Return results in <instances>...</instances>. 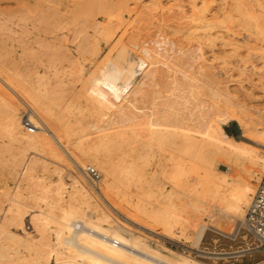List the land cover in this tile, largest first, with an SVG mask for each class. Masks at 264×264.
Returning a JSON list of instances; mask_svg holds the SVG:
<instances>
[{
    "label": "bare ground",
    "instance_id": "1",
    "mask_svg": "<svg viewBox=\"0 0 264 264\" xmlns=\"http://www.w3.org/2000/svg\"><path fill=\"white\" fill-rule=\"evenodd\" d=\"M233 1V6L236 8L237 14H239L238 16L243 20L245 27L243 30H246L250 36L251 34H259L263 35L262 37L264 38V23L261 20L264 15H262V12L261 16L258 10L254 8L251 0ZM95 3L92 5L93 7H95ZM99 3L100 1L97 6L100 5ZM157 4L159 11L161 8L164 9L162 6H165V4L161 6L159 1ZM173 4L180 7V10L183 9V11H187L186 13H188L185 15L182 11V17H187V20L179 21L178 29L174 27L177 32L179 30L183 31L182 34L186 37H184V40H181L183 37L180 36L177 38H169L170 35L166 36L165 34H161L167 28L169 29L171 27L170 25L166 29H160V27V30H152L153 27L147 24L145 25L143 22L144 26H142L143 24H140V21L143 20V17H140L141 11V13L136 12V16L134 14L132 18H128V21L125 20L126 22H123L119 9L121 5L119 8V5L115 6L117 10H114L115 7H111L113 9L110 8V10L107 8L108 10L106 11L105 6L103 7L104 4H101L105 9L102 8L105 14L103 17L104 22L101 21L102 24H100L101 22L94 21L95 23H93L89 19L93 23L92 26L95 32L101 35L105 42L109 43V47L107 46L108 49L99 57L100 59L96 62L94 68L87 72L86 70L83 71L85 68L82 70L80 64L75 60L76 57L73 59V56H71L72 59H70L72 61H70V65L66 61L69 69L72 68L73 76H75L71 82L65 78L66 76L57 75L58 69L55 68L52 77L46 76V72H44L45 74L34 72L35 76L33 80L29 78L26 80L22 76L27 71L25 73L22 72L20 69L21 66L19 68L17 67L18 69L16 68V70L19 72L20 69L23 73H21L22 75H18L16 70L15 72L13 71L14 73H10L9 70L12 67L7 70L9 72L0 68V107L5 114V116L1 115L0 117H5V121L4 117L1 118V121H4L3 129L10 137L9 140H16L18 148L19 146L25 147V149L28 148L33 152L51 157L54 161L56 159L60 162H66L67 167H70L74 171V176H71L72 181L69 182L70 189L68 191V198L66 199L67 203L63 200L65 184L61 177L54 184H45L41 182L42 178L40 181L36 179L37 181L34 182L33 178H36V175L31 180L34 183L31 189L38 188L42 195L41 198L49 199L48 211L44 212V210L36 209L35 211L37 213L35 212L36 215L34 213V219L41 228H45L48 223H52L55 227V229L53 228L55 231L53 235H55V238L60 243H63V246L61 244L59 245V242L56 243L59 247L54 249L55 246L53 248L50 247L47 241L42 242L44 248L40 249L42 251L45 249L43 259L41 257V260L45 261L42 263L211 264L193 256H190L189 259H187L188 257L172 259L164 256L160 252L146 246L144 244L145 242H142L138 235H134L132 230V227H134L133 224L151 229L170 238L180 240L186 237L188 238V240L186 239L188 243L187 247L194 248L198 252L210 256L220 252L199 248L205 229L212 227L223 233L232 232V225L229 224L230 220L228 217L244 218L246 213L244 207L247 204L246 208L249 206L264 170V133H260V131L256 132L258 130L255 127L256 124L254 125L253 122H248L249 120L244 122L235 120L238 128L243 130V134L246 132V135L243 137L249 142L239 143V141L234 142L227 138L226 134H228V131L222 121L226 115L224 110L226 107L228 108L226 105L229 99L228 96L231 95V98L234 97L230 94L232 90L230 91V88L228 89L229 85H216L218 77L215 78L216 80L213 79L214 77L207 70L208 65L204 66L206 69L196 68L197 70H195L194 59L190 57L192 55L190 53V47L193 40L201 41L205 39V41H209V45H212L213 41L218 38L220 44L225 45V40L228 39L230 46L233 45L232 48L236 51L239 44L236 46L234 41L238 36L235 38L233 35L235 33L230 30L231 20L224 18L230 24L228 22L226 24V21L225 24H222L224 22L222 18L225 16H221L219 13L222 18L218 15L216 16L222 22L218 24V19L216 22L217 17L211 13V4H209L208 0H186L185 3L182 0H173ZM114 5L116 4L114 3L112 6ZM216 6L218 5L216 4ZM216 6L215 11L217 9ZM222 6L224 7V5ZM87 7L90 10L91 5ZM261 8L263 7L261 6ZM23 10L25 9L23 8ZM224 10L225 8H223V14L228 9ZM36 13L38 14L39 12ZM23 16H26L25 13ZM87 16L91 17V14L89 15L88 13ZM77 18L76 20L78 21L84 17ZM72 20L70 19V21ZM158 20L162 23V19ZM164 20L166 18H163V23L166 22ZM85 21L83 22L85 23ZM148 22L152 26L153 21L151 22L150 19ZM30 24L32 23L30 22ZM75 25L77 24L75 23ZM86 25H88V22ZM228 25H230V28ZM83 26L85 27V25ZM236 26L241 27V25ZM72 27L74 28L73 24ZM89 28H91V24ZM170 30L175 33L173 27L169 29V33ZM86 33H88L87 30ZM84 36L83 44H80L83 38L78 39L80 46L78 48L80 51L77 52L82 55L81 57L84 56V58L88 57L90 59L91 57L87 56L89 52L87 53L86 48L84 49L83 47L85 46L88 49L86 45L91 43L90 48L92 52L93 50L97 52L99 47L96 45L95 35L93 33L92 35L90 33L89 36ZM244 37L246 38V35ZM260 40L259 42L261 43L264 41L262 39ZM196 43L199 42L195 41L194 44ZM58 45L57 47H59ZM75 47L77 46L75 45ZM63 50H61V53L65 52ZM85 52L87 53L86 55ZM201 54L203 55L202 52ZM62 55L65 58L64 54L59 56L62 57ZM68 56L69 54H67ZM189 59H192V61H189ZM57 60L59 59L57 58ZM204 60L205 58H203V62ZM62 62H60V65ZM49 63L46 64V67L50 65ZM58 64L55 65L57 66ZM4 65L2 63V66ZM53 65L51 66L53 67ZM204 65L206 64L204 63ZM24 68L28 69L27 67ZM64 73L66 72L62 71L61 74ZM221 83V85H224L223 82ZM22 107H24L25 111H23ZM24 118H27L36 129L32 132L23 130L22 121ZM86 128L91 129L89 133L87 132L88 134L91 133V136L88 138L82 135L85 132L81 134L83 130H87ZM88 134L86 135L88 136ZM164 147L168 148H166L167 151ZM18 148H16V151ZM155 149L161 152L158 173L162 175L170 173L171 181L167 185L165 183L159 184L155 182L157 178L155 173L157 170L151 172L142 163L139 164L144 160H148V156L154 154L151 152H154L153 150ZM118 150L120 156L117 155V157L119 159L113 156V153ZM19 153L22 154L23 151ZM120 153L123 155L121 156ZM17 155L19 154L17 153ZM20 157L22 158V156ZM33 159L31 161L28 159L30 162L26 165L23 163L22 167L24 176L26 175L29 180L32 177V170L36 167V164H39ZM167 160L171 164V166H167L169 168L168 171L164 168L166 167L164 164H166ZM16 161L17 159H15V163H17ZM41 162L42 170L48 173L49 168L44 164L45 161L42 160ZM89 163L97 165L98 169L101 170L102 176L96 191L100 203H105L109 207L108 209H111L109 211L121 217L123 219L122 221H127L128 226L131 228L124 226L126 223L124 225L119 223L110 212H104L102 209L99 210L96 204L92 206L93 211L90 214L84 212L83 207L84 205H89V197L94 192L89 190L90 186L88 187L85 182L86 179L84 180V176L82 175V173L84 174L83 169L87 165H91ZM11 164L13 163L11 162ZM15 165L13 164L12 166ZM219 165H224L226 169L223 171L218 170ZM12 170L10 171L12 172ZM22 171L21 173H23ZM59 171L56 172L59 173ZM25 187L27 186L25 185ZM152 190L158 192V198L155 197V201H152L153 199H148L147 201L144 196ZM18 196L15 193V196L11 197L13 204H10L13 206L9 205L11 207L9 209L10 218L19 220L20 222L24 216L21 205L25 202L23 203ZM98 202L97 204H99ZM27 205L26 203L23 206L25 207ZM204 216L208 218L205 219ZM31 220H33L32 216ZM1 224L0 261L6 262L10 259L11 252H9L3 242L6 231ZM20 226L22 225L20 224ZM236 229L234 227L233 231H236ZM103 235L109 239H116L118 243L113 244L111 240L104 238ZM18 242H21V240ZM249 249L251 248L240 249L237 252L242 254L243 251ZM14 250L17 251L16 249ZM29 255L31 256V253ZM37 256L31 258V261L40 264L41 262H38L40 259ZM23 257L25 260V255ZM23 257L21 258L23 259ZM28 258L30 259L29 256ZM23 262L21 261V264ZM253 264H264V259Z\"/></svg>",
    "mask_w": 264,
    "mask_h": 264
},
{
    "label": "rangeland",
    "instance_id": "2",
    "mask_svg": "<svg viewBox=\"0 0 264 264\" xmlns=\"http://www.w3.org/2000/svg\"><path fill=\"white\" fill-rule=\"evenodd\" d=\"M92 1H94V0H91V3H92L91 4L90 0H20V1H18V0H0V56H2V57H0V59L3 58L2 60H0V68L7 71L8 69H10L12 67L9 70L10 73H14L16 68L17 67L19 68L20 66H21L20 67L21 71L24 73L26 71L28 72V70L30 72L33 68H35L32 70L33 73H32V71L30 73L28 72V74L26 72V74H24V75H22L23 73L20 71V69H19V72H18V70H16V72H18L17 74L22 75L26 80H28L27 78L33 80L34 76H35L34 72H40L42 74H45L44 72H46V74H45L46 76L52 77V73H53L54 68H55V69H58L57 75L64 76V77L66 76L65 78H67L71 82L72 79L75 78V76H73V74H72V68L69 69L68 66L70 65V61H72L71 56H73V59H74V57L77 58V59L75 58V60L80 64V67L82 68V70L85 68L83 71H85V70H86V72L91 71L92 68H94V65L96 64V62L100 59L99 57H101L103 55L102 53L108 49L107 46L109 43L105 42L104 39L102 38V36L99 35L97 32H95V30L92 26V24L95 22H101V21L104 22V20H103V17L105 16V14H104L105 9L103 8L104 6H105L106 11H107L111 7L114 8L115 6L119 5L118 6V8H119L121 5V7L119 9H120V14L122 15V21L123 22L128 21L129 17L132 18L134 14H135L134 16L137 15L136 12L139 13L141 11L142 13L140 12L141 13L140 17H143L142 18L143 20L140 21V24L142 25L144 23L145 25L146 24L150 25V27H153L152 30H160L162 28L166 29L167 26L169 27V25H170L171 27H169V29L173 27V30L175 31L174 27H177V29H178V22L179 21L187 20V17H185V18L182 17L183 14H185V15L188 14V13H186L187 11L185 12V11H183V9L180 10V7H178L174 4L172 5L173 0H158L159 3L161 4V6L164 4H165V6L166 5L168 6V8H167V6L166 7L162 6L164 9L161 8L160 11L158 9L159 6L157 4V2H158L157 0H154V1L153 0H149V1L148 0H136V1L135 0H122V2H121V0H102V1L99 0L100 1L99 6H97L98 2H99L98 0H95L94 2H92ZM155 1H156V3H154ZM208 1H209V4H211V6H210L211 13L215 14V16L218 15L220 18H222L221 16H225L222 18V20L224 18L231 20L230 21L231 24H230L227 20L224 19V22L222 24H225V21H226V24L228 22L231 25V28H230V25H228V26H229L230 30L235 33V34H233L234 37L236 38L238 36V38H236V40H235L236 42L234 41V43L236 46H237V44H239L240 46L238 45V47H237L238 49H236V51H234V49L232 48L233 45L230 46L228 39L225 40V42H226L225 45L220 44V41L218 40V38H216V39L214 38L215 40L213 39L214 41H213L212 45H209L210 44L209 41H205V39H202V40H204L203 42H201L202 40L201 41L193 40L192 45L190 47V53L192 54L190 57H193V59H194L195 70L206 69V67H204V66L208 65L207 70L210 72L211 76L214 77L213 79L216 80L215 78L218 77L217 78L218 80H216V85H220V86H228L229 85L228 89L230 88V91L231 90L233 91V92L231 91L230 94H232V96H234L233 98L235 101L232 100L233 98L230 97L231 95L228 96V98H229L228 101L230 100L229 101L230 103L228 101L226 102V105L228 106V108L226 107L224 110L226 115L224 116V119L222 121L224 124V127L228 131V134H226V136L229 140H232L234 142L235 141L236 142L239 141V143L249 142L245 137H243L244 135H246V132H245V134H243L244 133L243 130L238 128V126L235 123V120H238V121L241 120L240 122H244V121L249 120L248 122H253L254 125L256 124L255 127H257V129H258V130H256V132L260 131V133H264V128H263L264 127L263 126V123H264V45H263L264 43L263 42L264 41H262L263 44L261 42H259V41H261L260 39L264 40V38L262 37L263 35H259V34H257V35L251 34V36H250L247 34L246 30L245 31L243 30L245 28L244 23H243L242 18L240 16H238L239 14H237L235 6H233V4H234L233 0H232V2H231V0H226V1L225 0L224 1L223 0H219V1L218 0H215V1L214 0H208ZM95 2H97V3H95ZM108 2H109V5H108ZM182 2L185 3L186 0H182ZM251 2L253 3L254 8L258 10V13L261 15V12H262V15H264V12H263L264 11L263 10L264 0H251ZM94 3H95V5H94L95 7L92 6ZM114 3L116 5L112 6ZM85 4H86V6L89 5V7L91 5V7L95 8V9L90 7V10H89L88 7L86 8ZM101 4L102 5L104 4L103 7ZM127 4L129 5V8H128ZM216 4L218 6H216ZM230 4H232V5H230ZM222 5H224V7ZM229 5L231 6V8ZM96 6H97V8H96ZM215 6L217 7L216 11H215ZM261 6L263 8H261ZM149 7H150V9H149ZM221 7L225 8V10L228 9L227 10L228 12L226 11L223 14V8H221ZM23 8L25 10H23ZM113 8H111V9H113ZM218 8L220 9L219 11H218ZM74 9H76V10H74ZM87 9H88L89 15L91 14V17L87 16L88 15ZM96 9H98V10L100 9L99 10L100 12ZM115 9L117 10V7H115L114 10ZM135 9H137L138 11L137 10L135 11ZM78 10L82 11V12H79ZM84 10H86L85 11L86 13L83 12ZM91 10L94 14L93 16H92ZM101 10H102V12H101ZM72 11H73V13H72ZM77 11H78V13H77ZM182 11L184 12L183 14H182ZM212 11H215V12H212ZM8 12H9V14H8ZM13 12L15 15L13 14ZM36 12H39V13L37 14ZM164 12H165V15H164ZM24 13L27 17L23 16ZM219 13L221 14V16L219 15ZM85 14H87V15H85ZM168 15H169V17H168ZM231 15H233V16H231ZM234 15H235V18H234ZM42 16H44V17H42ZM74 16H76V17H74ZM218 16H216L217 17L216 22H217V19L220 21V18H218ZM157 17H160V18H157ZM76 18L77 19L83 18L82 20L83 21L86 20L88 22V25H86L87 24L86 21L84 23L81 19H79L78 20L79 22H78L76 20ZM89 18L92 20L93 23L90 22L91 20ZM93 18H94V20H93ZM163 18L164 19L166 18V20H164V21H166L165 23H163V21H162ZM168 18H169V20H168ZM262 18H261V20H263V23H264V16H262ZM61 19H63L62 22H60ZM70 19H73L72 21H75V22L70 21ZM88 19H89V21H88ZM150 19H151V22L153 21L152 26H151V23L148 22ZM158 19H160V20L162 19L161 22L163 23V25H161L162 23H160V21ZM233 19H235L236 21ZM48 20L51 21L52 23L49 22ZM35 21H37V22H35ZM219 21L217 22L218 24L222 22V21H220V22ZM233 21H235V22H233ZM30 22L32 24H30ZM102 22L100 24H102ZM75 23L77 25H75ZM232 23H233V25H232ZM234 23H235V25H234ZM72 24H73L74 28L77 27L75 30L72 27ZM78 24H79V26H78ZM90 24H91V28H89ZM144 24L142 26H144ZM153 24H155V25H153ZM172 24H175V25H172ZM83 25H85V27ZM236 25H241L242 28L240 26H236ZM80 26H82V27H80ZM41 29H42V31H41ZM167 29L165 31H163L164 33H161V34H165L166 36L170 35L169 38H177L180 36V37H183V38H181V40H184L185 36H184V34H182L183 33L182 30H179V32L175 31V33H176L175 34V33H173V31H171L172 29L170 30V33H169V29L168 30ZM86 30L88 33H86ZM90 33H91V35H92V33L95 35L96 45H98L99 49L97 52H94V50L92 52V50L90 48V46L92 45L91 43H88L90 45H88V44L86 45V46H88V49H87V47L84 46L83 48L84 49L86 48L85 50L87 51V53L89 52V54H87L85 52V55L87 54V56L91 57L89 59L88 57L87 58H84V56L81 57L82 55L80 53H78L80 51V49L78 48V47H80L78 44L79 43L78 39H80L82 37L83 39L80 41V44L81 43L83 44L84 43L83 41L85 39L84 35L89 36ZM245 35H246V38L244 37ZM76 36H77V38L75 39ZM259 36H261V37H259ZM255 37H257V38H255ZM63 39H64V41H63ZM237 40H238V42H237ZM256 40H258V41H256ZM195 41L199 42V43L194 44ZM58 44H60V45H58ZM57 45L59 47H57ZM65 45H66V47H65ZM75 45L77 47H75ZM59 48H60V50H59ZM89 48H90L91 52H90ZM92 49H93V46H92ZM57 50H59V51H57ZM61 50L65 51V52L62 51L63 53H61ZM66 52H67V54H69L68 57H67ZM201 52L203 53V55L201 54ZM58 53H60L59 55L64 54L65 58H63V55H62V57L59 56ZM90 53H92L93 55ZM190 53H189V55H190ZM201 55L203 58H205L204 62H203V58L201 57ZM60 57H61V59L62 58L63 59L61 60ZM57 58L59 60H57ZM66 58H67V60H65ZM4 59H6V60L3 61ZM50 59L52 60V62ZM54 59L57 61H55ZM79 60H80V62H79ZM90 60H91V62H90ZM1 61H3L2 62L3 65L5 64L4 66H2ZM62 61H64V62H62ZM66 61L69 65L66 64ZM189 61H192V59H189ZM14 62H15V64H14ZM60 62H62L61 63L62 67H60L61 66ZM6 63L9 64L10 66L9 65L7 66ZM16 63H17V65H16ZM47 63H49L50 65H47V67H46ZM51 63L54 64L53 67L51 66L52 65ZM204 63L206 65H204ZM39 64H41L42 66ZM55 64H58V65L56 66ZM25 65H27V66H25ZM28 65L30 67L32 65L33 68L32 67L30 68ZM65 65H66V67H65ZM200 65L201 66L203 65V66L201 67ZM1 66L2 67L6 66V67L2 68ZM210 66H211V68H210ZM24 67H27V68L29 67L30 69L29 68L26 69ZM68 69L71 71H69ZM9 71H7V72H9ZM59 71H61V72H59ZM62 71L66 72V73L61 74ZM216 75H218V76H216ZM221 82H223L224 85H221L222 84ZM239 86H241V87H239ZM234 87H237L238 90H237V88H234ZM231 101H232V103H231ZM233 102H234V104H233ZM0 109H1L0 113H1V111L3 113V110L1 107H0ZM22 109H23V111H25L24 107H22ZM2 113L0 114V116L1 115L5 116V114L4 113L2 114ZM4 116L0 117V126L2 128V129L0 128V133H1L0 134V224L2 223L1 225H3L5 228L6 236L3 237V242L6 245L9 252H11L10 253L11 257L6 262L0 261V264H15V262H16V264H18V263L21 264V261L25 262V263L23 262L22 264H28V263L29 264H33V263L38 264L37 262L31 261L32 260L31 258H34V256H37V255H38L37 258L40 259V261H38V262H41L40 264H44L42 262H44L45 260H41V257L43 259L44 250H45V249H43V251L41 250L42 248H44L42 246V242L47 241L48 244L50 245V247L53 248L55 246L54 249H57L60 244H61V246H63L62 245L63 243H60L58 241V239L55 238V235H53L55 233L53 228L55 229V227L52 223H48V225H46L45 228H41V226L38 225V223L34 219V216L37 213L35 211L36 209H41L42 211L44 210V212L48 211L47 209H49V208H47V207H49V204H48L49 199L48 198L42 199L41 198L42 195H41L40 191L38 190V188L37 189L34 188L33 190L31 189V188H33L32 187V185L34 184L33 181L34 182L37 180L40 181V179L42 178L41 182H43L45 184H48V183L54 184L59 180V177H61V179H63V182L65 184L64 185L65 192H63V200L67 203L66 199L68 198V191L70 189V185H69L70 183L69 182L72 181L71 176L72 177L74 176V171L70 167H67L68 165L66 164V162H60V161H57L56 159L54 161V159H51V157L33 152L28 148H26L27 149V151H26L25 147L23 148V147L19 146V148H22V149H19L18 145H17V141L14 139L9 140L10 137L7 135V133H5V131L3 129L4 128L3 123L5 121ZM3 117H4V121L3 120L1 121V118H3ZM258 122H259V124H258ZM261 127H262V130H261ZM22 128H23V130H26L25 127H22ZM86 129H85L86 131L83 130V132H81V134L85 132L82 135H85V138H88L91 136L90 135L91 133L88 134L91 129H88V128H86ZM2 133L5 135H3ZM86 134H88V136ZM7 137H9V138H7ZM8 140H9V142H8ZM14 141H16V142L14 143ZM15 144L17 147L15 146ZM16 148H18L20 151H23V153L20 154L19 153L20 151L18 149L16 151ZM166 148L167 147H164V149L167 151L168 148L167 149ZM156 150L157 149L153 150L154 152H151L154 154H152L151 156L149 155L150 159L148 156V160H144V161L140 162L139 164L142 163V165L146 166V168L151 170V172L157 170V172L155 173L157 176L155 182L159 183V184L165 183L167 185L171 181V176H170V173H165L163 175L158 173L159 172V163H160L159 161L161 158V155H160L161 152H159L158 150L156 151ZM17 153L20 156H22V158L19 155H17ZM118 153H119V150L117 152L115 151V153H113V156H115L117 159H119L117 157V155L120 156ZM36 154H38V155H36ZM114 154H116V155H114ZM120 154H121V156L123 155L122 153H120ZM158 155H160V156H158ZM13 157H15V159H17V161H16L17 163H15V159H13ZM35 157L37 160L35 159ZM18 158H20V159H18ZM28 159L30 161H31V159H33L36 161V163H39L38 165L36 164V167H35L36 169L34 168L35 170L34 169H33L34 171L32 170V172H31L32 177L30 180L26 177V175L24 176V170L22 168L23 163H24V165H26L28 162H30ZM40 160L45 161L44 164L46 165V167L49 168V170H48L49 174L46 173L47 171L42 170L41 163H43V162H41ZM10 161L14 165L15 164L16 165L12 166L13 164H11ZM143 162H145V163L147 162V164H145ZM9 164H10V166H9ZM89 164L95 166L98 169L97 165H95L93 163H89ZM164 165L166 166L164 168H166V170L168 171V169H169L168 167L171 166L170 162L167 160L166 164H164ZM11 166H12V168H11ZM39 166H40V168H39ZM148 166H150V167H148ZM9 168H11V169H9ZM12 169H14V170L16 169V170L14 171ZM39 169L42 171H40ZM50 169L52 172L50 171ZM58 169L61 170L62 172L59 171ZM225 169L226 168L224 165L218 166V170H220V171H223ZM10 170H12L13 173ZM98 170L101 172L100 169H98ZM21 171L23 173H21ZM56 171L57 172L59 171V173H57ZM35 175H36V178H33V176H35ZM82 175L84 176L83 173H82ZM32 178L34 180L31 182ZM85 179L86 178L84 176V180ZM85 182L88 185V187L90 186L89 190H91L92 192L94 191V192L91 193V195L89 197V200H90L89 205L88 206L84 205V207H83L84 212L86 214H90V212L93 211L92 206H95V204H96V206L99 210L102 209V211L104 210V212H110V214H112V216H114V218H116L119 223H121L123 225L126 223L124 226L131 228L130 226H128L127 221H125V222L122 221L123 219L121 217H119L118 215H115V213H113L112 211H109L111 209H108L109 207L106 206L105 203H103V202L100 203V199L96 195L97 190L94 187H91V185H89L90 183H89V181H87V179L85 180ZM25 185L27 187H25ZM29 185H30V187H29ZM27 189H28V191H27ZM29 190H30V192H29ZM34 190H37V191H34ZM155 191L156 190H152L149 193H147L146 194L147 196L146 195L144 196L145 199L147 201H148V199H150V200L153 199L152 201H155V199L158 198V194H157L158 192L156 191V193H155ZM28 192H29V195H28ZM15 193H16V195H19L18 197L21 199V201L23 203L25 202L23 205H25L26 203L29 205V206L27 205L25 207L23 205H21V207L24 211V216H23L22 221H20V222H19V220H15V219L10 218V209L9 208H11V207L9 205L13 204L11 197L15 196ZM19 193H21V194H19ZM148 194H150V195H148ZM31 196H33V197H31ZM97 202L99 204H97ZM45 205H47V206H45ZM99 205L102 207H100ZM11 206H13V205H11ZM246 206L244 207L245 211L247 209ZM85 209L86 210L88 209L87 210L88 212ZM34 213H35V215H34ZM31 216H32L33 220H31ZM204 218L207 219L208 217L204 216ZM231 218L232 217H228V219L230 220L229 224L232 225V229H231L232 232L223 233V232H220V231H218L212 227L205 229L206 235H205V237H203L201 239V242L199 244V248L207 249V250L215 251V252H220V253H217L216 255H210V256L204 255L203 253L198 252L194 248L187 247L188 238H186V237L181 238L180 240L176 239V238L166 237L165 235L157 233L156 231H152L151 229L141 227L137 224H133L134 227H132V230L134 232V235H136V236L138 235L139 239L142 242H145L144 244L146 246H148L151 249L156 250L157 252H160L164 256H167L168 258H172V259L187 258V257H188L187 259H189L190 256H193V257H196V258L201 259L203 261H207L211 264H253L259 260L264 259V251L261 248H255L253 250L243 251L242 254H239L237 252V250H240L241 247L244 248V247L249 246V245L254 246L255 241L253 242V239L249 235L246 237L245 240L239 236L240 234H243V229H242V220L243 219H241V218L240 219L239 218H232L231 219ZM20 224L22 226H20ZM234 227L237 228L236 231H233ZM135 228H137V229H135ZM211 233L215 234L214 237H216V238L218 237V240L216 242H214L213 240L210 239ZM43 234H45V235H43ZM236 234H237V237L235 238V240H229L226 238L227 236L234 237ZM41 236H44V237H41ZM28 238L30 241L28 240ZM25 239L28 241H26ZM48 239H49V241H48ZM20 240H21V242H18ZM55 240H56V242H54ZM30 242H32L34 246ZM58 242H59V245L56 244ZM37 244H39V245H37ZM239 245H241V246L239 247ZM28 248H30V249H28ZM31 248H33V249H31ZM14 249H16L17 251H15ZM34 249L36 252L35 251L33 252ZM38 249H40V250H38ZM27 250L28 251L30 250L31 252L30 251L28 252ZM15 252H16V254H15ZM17 253L18 254L20 253L19 256L20 255L21 256L19 257ZM30 253H31V256L29 255ZM40 253H41V255H40ZM26 254L30 257V259L28 258V256ZM23 255H25V257L27 256L25 260H24ZM15 257H17V258H15ZM21 257H23V259ZM18 259H20L21 261ZM17 260L20 262H18ZM29 261H31V262H29Z\"/></svg>",
    "mask_w": 264,
    "mask_h": 264
},
{
    "label": "built area",
    "instance_id": "3",
    "mask_svg": "<svg viewBox=\"0 0 264 264\" xmlns=\"http://www.w3.org/2000/svg\"><path fill=\"white\" fill-rule=\"evenodd\" d=\"M22 125L29 132H32L36 128L27 118H24ZM83 171L87 181L97 190L98 183L102 176L101 172L93 165H87ZM242 229L243 235H241V238L245 240L249 235L253 239V242L255 241L254 246L249 245L244 248H251L249 250L261 248L264 251V170L258 181L250 204L246 209L245 216L242 220ZM103 237L109 239L104 235ZM109 240H111L113 244L118 243L116 239Z\"/></svg>",
    "mask_w": 264,
    "mask_h": 264
},
{
    "label": "crops",
    "instance_id": "4",
    "mask_svg": "<svg viewBox=\"0 0 264 264\" xmlns=\"http://www.w3.org/2000/svg\"><path fill=\"white\" fill-rule=\"evenodd\" d=\"M205 235H206V230H205V232H204L202 238L205 237ZM214 235H215L214 233H211V235H210V239L213 240L214 242H216V241L218 240V237L216 238V237H214ZM241 235H243V234H240L239 236L241 237ZM236 237H237V234H236L234 237L227 236L226 238L229 239V240H235ZM240 246H241V245H239V247H240ZM241 248H243V247H241Z\"/></svg>",
    "mask_w": 264,
    "mask_h": 264
}]
</instances>
